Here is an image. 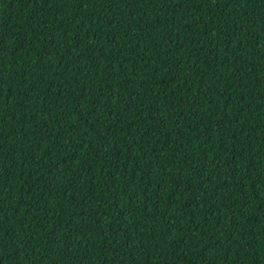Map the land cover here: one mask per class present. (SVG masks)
<instances>
[{"label": "trees", "instance_id": "trees-1", "mask_svg": "<svg viewBox=\"0 0 264 264\" xmlns=\"http://www.w3.org/2000/svg\"><path fill=\"white\" fill-rule=\"evenodd\" d=\"M0 264H264V0H0Z\"/></svg>", "mask_w": 264, "mask_h": 264}]
</instances>
